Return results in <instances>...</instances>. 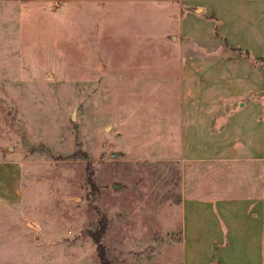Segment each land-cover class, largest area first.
I'll return each mask as SVG.
<instances>
[{
  "label": "rangeland",
  "instance_id": "rangeland-1",
  "mask_svg": "<svg viewBox=\"0 0 264 264\" xmlns=\"http://www.w3.org/2000/svg\"><path fill=\"white\" fill-rule=\"evenodd\" d=\"M254 206L264 0H0V264H98L95 230L109 264H264Z\"/></svg>",
  "mask_w": 264,
  "mask_h": 264
},
{
  "label": "crops",
  "instance_id": "crops-1",
  "mask_svg": "<svg viewBox=\"0 0 264 264\" xmlns=\"http://www.w3.org/2000/svg\"><path fill=\"white\" fill-rule=\"evenodd\" d=\"M248 206H249V204H248ZM248 209V208H247ZM245 210V209H244ZM244 210H242L241 212H238V214H234L233 213V211H231L230 213H229V210H227V212L225 211V210H223V212H224V217H226L228 220H229V218H233V217H235V216H237V217H241V216H244ZM256 210V211H255ZM258 210H260L261 212L259 213V221L258 220H253V222H254V224H255V226H259V223H261V225L263 226L264 225V209H258V208H255V206L252 208V211H248L249 212V214L247 213V215H255V217L256 216H258L257 215V213H254V212H257ZM254 211V212H253ZM246 213V212H245ZM232 220H230V222H231ZM255 229H258V228H255ZM245 241H247V242H249L251 245H252V247L253 248H256L257 250H258V253L260 254V255H262V253H263V243H261L260 241L258 242V241H253V240H245ZM260 261H261V259L259 260V261H257L258 263L257 264H260ZM215 264V263H214Z\"/></svg>",
  "mask_w": 264,
  "mask_h": 264
},
{
  "label": "trees",
  "instance_id": "trees-1",
  "mask_svg": "<svg viewBox=\"0 0 264 264\" xmlns=\"http://www.w3.org/2000/svg\"><path fill=\"white\" fill-rule=\"evenodd\" d=\"M89 234L96 244L97 257L99 259L98 264H109L108 258L106 256L105 246L101 241L102 230H95L93 232H89Z\"/></svg>",
  "mask_w": 264,
  "mask_h": 264
},
{
  "label": "water",
  "instance_id": "water-1",
  "mask_svg": "<svg viewBox=\"0 0 264 264\" xmlns=\"http://www.w3.org/2000/svg\"><path fill=\"white\" fill-rule=\"evenodd\" d=\"M107 128H108V126L106 127V129H107ZM117 153H118V152H112V153H111V156H115V155H117ZM212 264H214V263H212Z\"/></svg>",
  "mask_w": 264,
  "mask_h": 264
}]
</instances>
